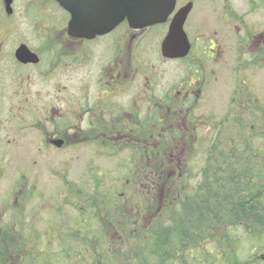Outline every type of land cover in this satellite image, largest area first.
I'll return each mask as SVG.
<instances>
[{"label": "rangeland", "instance_id": "1", "mask_svg": "<svg viewBox=\"0 0 264 264\" xmlns=\"http://www.w3.org/2000/svg\"><path fill=\"white\" fill-rule=\"evenodd\" d=\"M40 7L46 9L41 10L46 19V21L42 20L47 24L46 29H41L37 24L39 16L37 10ZM226 7L240 15L243 22L248 21L254 32L260 33L264 30V0H196L195 9L187 25L188 34L198 52L197 46L201 44V40L196 42V38L203 41L208 34L219 31L220 55L217 60L201 61L207 65L205 66L207 70L205 98L193 107L179 105L178 115L175 117L165 112V109L162 110L159 100L167 94L172 84L178 83L179 86V84L188 83L191 63L189 65L187 61L180 60L162 62L158 50L160 32L153 29L145 37L143 54L140 57L141 76L131 77L133 81L144 79V134L140 132L132 134V139L127 136L125 139L123 136H117L109 140L105 137L107 134L100 133L97 128V131L92 135L89 134L88 137L85 132L74 131V134H71L69 131L71 126L66 124L50 125L35 122L28 129H24L23 124L17 125V123L10 128L5 126L0 143L2 152L0 210L9 209L8 211L13 213L9 220V225L13 227L6 229L11 233V236L5 238L7 242L25 241L29 238L31 245L36 249L35 257L46 258L42 264H72V259L66 254L61 256L59 243L62 236L64 252L65 229L62 230L64 226L66 228L67 222L70 224L73 219L79 218L80 206L82 213L88 218L89 229L101 228L99 226L101 222L97 221V217L101 218L100 209L97 208L99 206L92 203H100V200L110 203V196L116 197L115 203L122 207L132 202L130 216L134 220V216L136 217L140 209L139 205L143 201V187L140 184L147 181V174L151 175L149 172L146 173L144 168L142 169L143 161H145V167L147 162L149 163L148 166L157 178V183L175 186L179 184V179L176 177L177 169L166 162L164 156L171 151L176 150V153L179 151L177 157L169 154L168 158L178 159L181 162L185 158L188 159L186 169L190 171L191 180L185 181L184 184L192 187L200 179L199 171L210 142L214 139L238 137L240 133L245 135L248 132L247 128L240 130L245 127L240 128L238 117L244 114L242 108L248 109L246 103L250 104L249 107L252 110L264 108V57L263 61L257 64L246 60V56L240 54L245 42L242 39L240 43L237 39L240 28L233 29L232 25L230 27L217 25L221 9ZM13 10V23L8 24L5 21L3 4L0 0V41H3V38L6 39L7 52H11L17 40L30 38L34 35L33 32L36 34L39 32L38 36L42 37L60 36L58 31L62 27L64 14L62 15L53 7L46 6L45 0H15ZM252 48L253 46L249 47V49ZM191 69L194 68L191 67ZM98 70L96 68L95 72L92 69L87 76L83 72L81 76V95L84 101L94 100L96 90L92 86H98L95 83L99 74ZM54 76L53 80L51 78L44 79L42 82L38 80L37 84H58L57 75ZM112 77H116V73H110L104 76V79L112 80ZM10 82L14 84L13 81ZM73 82L74 80L68 81V84L71 85ZM90 85L91 88H89ZM127 93H131L129 97L125 96V92L123 96H115L114 92L115 108L124 109L131 102L132 92ZM69 95H75V93L71 91ZM14 106L12 104V107ZM33 112H37L36 105L33 106ZM192 116L199 118L190 121ZM248 116L254 117L255 122L260 124L264 121V109L257 113L253 111ZM115 118L119 126H124L122 118ZM174 119L176 121L171 123ZM101 126L105 127V125ZM185 127L188 129L186 130ZM166 131L165 136H158ZM59 134H64L63 136L69 141L66 148L63 147L62 150L57 151V147L54 146L50 147L48 152H43V149L49 147L42 137L46 139ZM172 138L176 140L173 141ZM256 140L255 143L259 144L260 151L264 152V140L260 138ZM75 141H78L79 145L74 146ZM138 142L143 143L144 148H150V150L146 152L144 149V153L141 150L139 152ZM26 178L28 183L33 181L34 184H12L18 181L25 183ZM64 181L66 184L61 183ZM28 187H32L34 193L33 197L26 200ZM76 188L81 191V205L78 204V199H72ZM18 195H23L24 198L22 196V199L16 202L19 199ZM89 198H95V200ZM59 217L62 219L60 223H63L62 232H59L60 236L56 232ZM8 218L9 215L5 217L6 220ZM132 223L133 225L129 228L135 225V221ZM247 232L248 230L244 234L245 237L239 240L238 246L236 244L234 248L231 243L224 240L206 238L194 251L188 250L189 259L186 263L185 261L180 263L264 264V239L256 238L253 232L248 234ZM101 237H97L99 242H102ZM117 239H120L117 235L110 238L113 242ZM131 240L129 243L131 246L145 244L135 241L134 238ZM93 256L95 254L82 263L88 257L81 253L80 264L94 263ZM1 264H8V262Z\"/></svg>", "mask_w": 264, "mask_h": 264}, {"label": "flooded vegetation", "instance_id": "2", "mask_svg": "<svg viewBox=\"0 0 264 264\" xmlns=\"http://www.w3.org/2000/svg\"><path fill=\"white\" fill-rule=\"evenodd\" d=\"M14 2L15 0H12L11 13L8 14L4 7V0H2L5 21L8 24L13 23ZM45 4L46 6L55 8L58 12L62 13V15L64 14L62 27L58 31L60 36L42 37L38 36L39 32L38 34L33 32L34 35L32 37L17 40L14 46H12L13 48H11L10 53L6 51V39L3 38V41H0V143L2 141L1 135L4 136L3 132H5V126L10 128V126L15 123H17V125L23 124L25 126L24 129L30 128L35 122L50 125L66 124L71 126L69 129L71 134H74V131L78 133L85 132L88 137L89 134L92 135L98 129L100 133H106L107 136L105 137L109 140L115 139L117 136H123V139L127 136L129 139H132V134H138L139 132L144 134V79L133 81L131 77L138 78L141 76L142 60L140 57L143 54L144 39L153 29L160 32L158 42L160 60H162V62L177 61L165 59L160 53V45L163 38L167 35L171 18L169 17L166 23L142 29H132L126 22H122L104 36H97L93 39L73 38L67 34L69 15L53 0H45ZM187 4H191V9L185 20L183 31L187 36L190 49L187 56L179 60L187 61L189 65L191 63L189 66L190 77L188 83L179 84L180 87L178 83L172 84L167 94L159 100V104H162V110L165 109V112L170 113L174 117L178 115L179 105L193 107L205 98L204 93L207 86V70L205 66L207 67V65H204L201 61L209 59L217 60L220 55L219 31L208 34L206 39L203 40L204 42L202 39L196 38V42L201 40V44L197 46L199 47L198 52L195 50L196 45L193 44L188 34L187 25L189 17H191V13L193 9H195L196 0H176L175 11ZM41 10L46 9L45 7H40L37 10L39 14L37 24L40 25L41 29H46L47 24L42 21H46V19ZM221 10L222 12L220 13L218 22H216L218 23L217 25L228 27L232 25L233 29L240 28L237 39L240 43L242 39L245 42V46L243 50L240 51V54L245 55L246 60L263 58V32H254L248 21L244 20L243 22L240 15L235 14L233 10L227 7ZM21 45L26 46L33 57L36 58V62L23 63L17 60L16 50ZM50 45L52 47H50ZM250 46H253V48L249 49ZM8 66L10 69L7 68ZM191 67L194 69L192 70ZM96 68L99 69L97 72L99 73L98 78L95 82L98 86H92V88L96 90V95L94 100L84 101L81 95V76L83 72H85L87 76L92 69L96 72ZM110 73H116V77H112L114 80L104 79V76ZM54 75H57L58 84H37L38 80L42 82L44 79H52L55 77ZM71 80H74V82L70 85L68 81L71 82ZM10 81H13L14 84ZM89 88H91V85ZM71 91L74 92L75 95H69ZM114 92L116 94L115 96H123L125 92L126 97H129L131 94L127 92H132L131 102L126 106L122 104V106H125L124 109L115 108L113 103ZM12 104L15 106L12 107ZM34 105H36V113L33 112ZM30 110H32L31 113ZM115 117L122 118L124 126H119ZM197 118L199 117L192 116L190 117V121H194V119ZM175 121L174 119L171 123ZM160 123H162V121ZM101 125H105V127L103 128ZM185 129L187 130L188 128L185 127ZM166 133L167 131L165 133L161 132L158 136H165ZM63 135L64 134H59L46 139L42 137V140L49 147L43 149V152H48L50 147L54 146L57 147V151L62 150L63 147L66 148L69 141H67ZM172 140L175 141L176 138H172ZM57 143H60V145H57ZM77 145H79V142L75 141L74 146ZM123 145L122 143V146ZM144 147L143 143L140 144L138 142L137 150L139 152L141 150V152L144 153V149L146 151ZM134 150L136 151V149ZM1 153L0 151V156H2ZM132 153L134 156V152ZM177 153H179V151H177ZM177 153L176 150H174L169 154L177 157ZM169 162L177 169L182 167L181 161L178 159L169 160ZM144 165L145 161L141 164L142 169ZM1 166L2 161H0V167ZM61 183L66 184L65 181ZM12 184L34 183L33 181L28 183V178H26L25 183L18 181ZM141 184L145 183L143 182ZM19 188L22 189L21 187ZM33 193V188L28 187L25 196L26 200L33 197ZM22 196L23 195H18L19 199H17L16 202L20 201ZM8 210L9 209L0 210V238L11 236V233L7 232L6 229L13 227L9 225L10 215L13 213ZM7 215H9V218L6 220L5 217ZM4 221L5 223H3ZM62 227L63 223H59L56 230L58 235L61 233ZM18 231H20V229H18ZM53 236H55V234H53ZM9 242L12 244V240ZM11 244H5L4 248H6V254L3 255L1 254L2 251H0V260L4 257L8 264H17V257L14 254L15 250L12 248Z\"/></svg>", "mask_w": 264, "mask_h": 264}, {"label": "trees", "instance_id": "3", "mask_svg": "<svg viewBox=\"0 0 264 264\" xmlns=\"http://www.w3.org/2000/svg\"><path fill=\"white\" fill-rule=\"evenodd\" d=\"M260 61L262 58H254L250 62L257 64ZM246 104L248 109H241L244 114L238 117V123L240 128L245 127L240 130L247 128L248 132L210 142L196 184L192 187L184 184L191 180L190 171L186 169L188 159L180 162L182 167L179 170L176 168L179 184L175 186L157 183L147 162L144 169L151 175L147 174L145 184H140L143 201L134 220L130 216L132 202L122 207L115 203L116 197L110 196V203L102 200L92 203L99 206L101 218L97 217V221L101 222V228L89 229L88 218L80 206L79 218L70 224L67 222L62 230L65 229L66 249L63 252L60 236L61 256L66 254L72 259V264H80L81 253L88 257L82 263L95 254L97 257L93 256L95 261L92 264H181L180 261L186 263L189 259L188 250L194 251L206 238L224 240L233 248L236 244L238 246L247 230V234L253 232L256 238L264 239V152L255 143L256 138L264 140V121L258 124L254 117L248 116L253 111L262 112L264 108L252 110L250 104ZM164 158L168 163L172 161L167 154ZM78 189L74 190L72 199H78L81 205V191ZM58 219L60 223L62 219ZM133 221L135 225L129 228ZM115 235L120 239L113 242L110 238ZM98 236H102V242L98 241ZM5 238H0L3 255L6 254L5 244H11ZM133 238L145 244L129 245ZM11 246L15 250L17 264H42L46 260L35 257L36 249L29 238L12 240ZM5 262L3 257L0 264Z\"/></svg>", "mask_w": 264, "mask_h": 264}, {"label": "water", "instance_id": "4", "mask_svg": "<svg viewBox=\"0 0 264 264\" xmlns=\"http://www.w3.org/2000/svg\"><path fill=\"white\" fill-rule=\"evenodd\" d=\"M54 1L69 14L67 34L73 38L84 39L105 35L123 21L133 29L165 23L176 5V0ZM11 3L12 0H4L8 14L11 13ZM190 9L191 4H187L173 15L167 35L161 43V55L164 58L180 59L188 54L190 45L183 26ZM16 58L23 63L37 61L25 45L16 50Z\"/></svg>", "mask_w": 264, "mask_h": 264}]
</instances>
